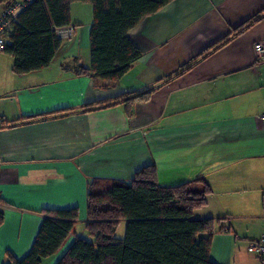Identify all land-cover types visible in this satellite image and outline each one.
I'll list each match as a JSON object with an SVG mask.
<instances>
[{"label": "crops", "instance_id": "0c3cea01", "mask_svg": "<svg viewBox=\"0 0 264 264\" xmlns=\"http://www.w3.org/2000/svg\"><path fill=\"white\" fill-rule=\"evenodd\" d=\"M263 8L264 0H171L127 32L141 56L113 83L90 71L87 2L85 16L70 9V24L54 28L61 43L47 67L16 74L0 51V264L6 251L28 253L43 210L77 207L73 233L41 262L55 264L75 236L86 238L88 183L128 182L148 164L160 186L208 184L192 217L220 220L215 264H264L247 251L264 227V59L254 49L264 15L193 62ZM151 87L147 100L91 107Z\"/></svg>", "mask_w": 264, "mask_h": 264}, {"label": "trees", "instance_id": "16d2710c", "mask_svg": "<svg viewBox=\"0 0 264 264\" xmlns=\"http://www.w3.org/2000/svg\"><path fill=\"white\" fill-rule=\"evenodd\" d=\"M74 1L87 2L92 7L90 71L113 83L141 56L127 32L171 0H33L19 14L3 49L12 56L16 74L50 64L61 43L54 28L70 24V4ZM263 15L264 8L198 54L193 62L225 45ZM153 90L151 87L124 94L91 107L144 101ZM57 113L60 112L53 115ZM209 192L208 184L198 178L176 186H160L152 164L140 168L128 182L93 179L87 185L84 224L92 239L75 236L55 264H215L209 251L220 220L192 217L194 210L205 205ZM42 214L28 253L16 259L6 251L3 264H41L56 254L73 233L79 210L45 209ZM1 218L0 213V221ZM120 220L126 221L125 233L116 238Z\"/></svg>", "mask_w": 264, "mask_h": 264}, {"label": "built area", "instance_id": "2783aa9c", "mask_svg": "<svg viewBox=\"0 0 264 264\" xmlns=\"http://www.w3.org/2000/svg\"><path fill=\"white\" fill-rule=\"evenodd\" d=\"M33 0H9L0 6V51H3L9 42V35L13 24L17 21L19 14ZM254 49L258 59H264V40L255 42ZM262 207L264 214V194L262 196ZM247 251L260 256L264 263V227L259 238L249 242Z\"/></svg>", "mask_w": 264, "mask_h": 264}, {"label": "rangeland", "instance_id": "374dc122", "mask_svg": "<svg viewBox=\"0 0 264 264\" xmlns=\"http://www.w3.org/2000/svg\"><path fill=\"white\" fill-rule=\"evenodd\" d=\"M8 0H0V6L1 4H4L5 2H7ZM82 3H85V2H82ZM81 6V2L80 1H74L70 4V9L72 11V13L74 15H80V16H85L84 13L80 12L79 10V7ZM77 227V230L78 228H81L82 226L80 225H76ZM124 233H125V224L124 223H120L117 227V230L116 232L114 233V236L117 238V237H123L124 236ZM84 237H86V239L88 241L91 240L90 236L86 234V232H84L83 234Z\"/></svg>", "mask_w": 264, "mask_h": 264}]
</instances>
